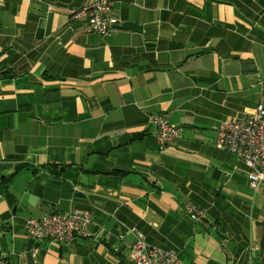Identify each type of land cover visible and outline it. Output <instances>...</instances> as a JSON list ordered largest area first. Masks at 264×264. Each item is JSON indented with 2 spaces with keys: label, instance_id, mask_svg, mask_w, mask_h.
Segmentation results:
<instances>
[{
  "label": "crops",
  "instance_id": "obj_1",
  "mask_svg": "<svg viewBox=\"0 0 264 264\" xmlns=\"http://www.w3.org/2000/svg\"><path fill=\"white\" fill-rule=\"evenodd\" d=\"M110 1L102 37L70 19L90 0H0V264H131L137 234L182 264H264V187L214 145L264 103V0ZM157 115L180 128L163 150ZM75 209L85 237H27Z\"/></svg>",
  "mask_w": 264,
  "mask_h": 264
},
{
  "label": "built area",
  "instance_id": "obj_2",
  "mask_svg": "<svg viewBox=\"0 0 264 264\" xmlns=\"http://www.w3.org/2000/svg\"><path fill=\"white\" fill-rule=\"evenodd\" d=\"M70 19L85 22L90 32L102 37L110 36L119 29V21L112 15L110 0H90L88 5L73 11ZM149 123L156 130L159 150L180 137V128L172 125L163 115L150 116ZM215 134V148L231 153L247 167L250 187H264V103L246 110L238 121L219 122ZM184 214L195 223L204 218L203 212L190 203L185 204ZM91 219L90 212L79 209L66 215L45 214L39 219L26 221V235L34 244H72L86 236ZM126 253L131 264H182L173 250L149 246L139 234Z\"/></svg>",
  "mask_w": 264,
  "mask_h": 264
},
{
  "label": "trees",
  "instance_id": "obj_3",
  "mask_svg": "<svg viewBox=\"0 0 264 264\" xmlns=\"http://www.w3.org/2000/svg\"><path fill=\"white\" fill-rule=\"evenodd\" d=\"M113 15V14H112ZM114 16V15H113ZM247 168V167H246ZM161 249V248H160Z\"/></svg>",
  "mask_w": 264,
  "mask_h": 264
}]
</instances>
